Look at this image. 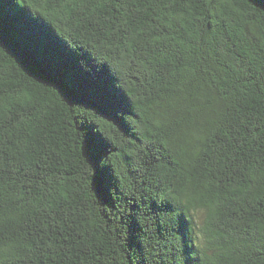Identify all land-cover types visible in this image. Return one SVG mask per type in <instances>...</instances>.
I'll use <instances>...</instances> for the list:
<instances>
[{
  "label": "trees",
  "instance_id": "1",
  "mask_svg": "<svg viewBox=\"0 0 264 264\" xmlns=\"http://www.w3.org/2000/svg\"><path fill=\"white\" fill-rule=\"evenodd\" d=\"M0 264H264V0H0Z\"/></svg>",
  "mask_w": 264,
  "mask_h": 264
}]
</instances>
